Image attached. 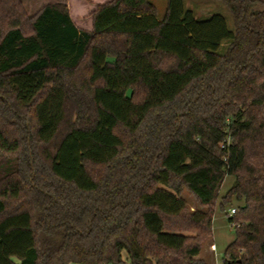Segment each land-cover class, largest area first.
<instances>
[{
  "label": "trees",
  "instance_id": "obj_1",
  "mask_svg": "<svg viewBox=\"0 0 264 264\" xmlns=\"http://www.w3.org/2000/svg\"><path fill=\"white\" fill-rule=\"evenodd\" d=\"M79 1L0 0V264H209L235 200L223 264H264V0Z\"/></svg>",
  "mask_w": 264,
  "mask_h": 264
},
{
  "label": "rangeland",
  "instance_id": "obj_2",
  "mask_svg": "<svg viewBox=\"0 0 264 264\" xmlns=\"http://www.w3.org/2000/svg\"><path fill=\"white\" fill-rule=\"evenodd\" d=\"M28 14L33 15L42 5L47 3H58V2H68L70 5L71 0H22ZM158 10V19L162 21L167 13V2L166 0H150ZM261 1V0H260ZM76 3V4H75ZM78 3V4H77ZM94 5V4H92ZM70 11H72L73 16L79 19V16L88 13V9L86 5L81 4L79 0H72V6H69ZM185 7L194 11L196 17L198 19H207L214 14H220L226 20V23L229 27L233 28V16L231 11L219 0H185ZM78 8V9H77ZM96 9V7H93ZM77 10V11H76ZM15 14L11 16L10 19L4 17V20H0V29L7 30L11 26V23L15 20L21 23V28L24 30L25 34L31 33L29 29L28 19L26 17H22L19 14L18 10L15 9ZM91 21L90 17H84L79 20V26L81 28H86ZM227 48L226 44L222 48V53ZM235 180L232 177H227L225 182L220 190L219 196L220 199L224 197V195L230 190V188L234 185ZM182 197L186 200L188 207L187 212L193 211H201V206L189 190H182ZM220 201V200H219ZM241 205L240 202L236 201L233 203L231 207H227L224 211L220 207H217L215 210V215L213 217L212 228H213V236L203 243V248L201 254L198 256V259H202L207 261L209 264H223L224 252L226 249L232 244L236 237V227L232 226L229 222L231 211L230 209H235L236 206ZM203 211V210H202ZM77 264V263H72Z\"/></svg>",
  "mask_w": 264,
  "mask_h": 264
},
{
  "label": "built area",
  "instance_id": "obj_3",
  "mask_svg": "<svg viewBox=\"0 0 264 264\" xmlns=\"http://www.w3.org/2000/svg\"><path fill=\"white\" fill-rule=\"evenodd\" d=\"M230 211H231L230 217L236 215V213H237L236 208H235V209H231ZM232 226H234V227H238L237 224H236V225H232Z\"/></svg>",
  "mask_w": 264,
  "mask_h": 264
},
{
  "label": "crops",
  "instance_id": "obj_4",
  "mask_svg": "<svg viewBox=\"0 0 264 264\" xmlns=\"http://www.w3.org/2000/svg\"><path fill=\"white\" fill-rule=\"evenodd\" d=\"M95 1V0H94ZM96 2V1H95ZM99 2H101V0H97V2L96 3H99Z\"/></svg>",
  "mask_w": 264,
  "mask_h": 264
}]
</instances>
